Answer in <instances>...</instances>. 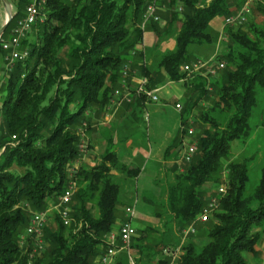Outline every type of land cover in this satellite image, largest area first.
<instances>
[{
    "label": "trees",
    "instance_id": "trees-1",
    "mask_svg": "<svg viewBox=\"0 0 264 264\" xmlns=\"http://www.w3.org/2000/svg\"><path fill=\"white\" fill-rule=\"evenodd\" d=\"M154 1L46 0L33 32L22 42L28 58L11 69L5 60L9 53L0 42L2 61L7 65L0 108V264H95L107 250L106 238L118 229L120 219L121 187L112 172L120 168L129 178L140 175V169L122 165L111 149L98 166L80 165L74 175L78 191L70 204V227L57 214L56 228H45L47 245L40 254H34L33 242L23 245L22 234L30 225L29 210L45 212L64 195L69 170L80 158V127L87 120L88 134L92 123L87 114H106L113 93L121 88L122 67L128 62L148 80V90L167 83L181 86L186 105L183 137L188 133L190 114L210 97L208 87L214 90L213 108L199 118L210 128L195 135L197 153L168 188L164 202L168 223L164 225L183 227L198 221L209 202L204 186L224 182L220 173L227 161L228 189L220 194L224 197L204 228L207 245L198 252L194 243H188L179 264H247L244 254L258 253L264 233V167L257 187L248 195L250 166L246 161L232 162L231 157L234 144L245 143L254 134L250 122L259 91L264 90V24L258 20L264 16V0L252 6V17L245 26L228 27L229 44L216 58L217 64L211 63L217 69L219 62L225 65L217 76L208 68L191 76L185 72L184 67L194 63L189 48L216 44L210 23L218 17L236 16L245 3L181 0L183 20L175 33V49L148 65L139 47L144 41L143 17ZM20 3L27 4L25 11L15 15L4 41L11 38L16 20L26 17L31 1ZM176 21L173 16L163 34L157 33L160 23H151L160 43L174 34ZM149 102L145 94L134 93L133 102L126 103L124 110L141 112ZM151 229L133 239L131 253L135 252L139 264L155 260L169 264L163 255L171 246L167 233L149 242ZM128 256L121 255L116 264H129Z\"/></svg>",
    "mask_w": 264,
    "mask_h": 264
},
{
    "label": "rangeland",
    "instance_id": "rangeland-1",
    "mask_svg": "<svg viewBox=\"0 0 264 264\" xmlns=\"http://www.w3.org/2000/svg\"><path fill=\"white\" fill-rule=\"evenodd\" d=\"M9 1L12 5L15 6L12 12L14 14V17L18 13L19 10L22 11V13H24L25 11L24 8L27 6L26 3H23V4L20 3L21 0H9ZM171 3H172V0H159L158 4L159 6L161 4V6L164 7L165 13H162V19H163L161 23L162 25L157 26L158 32L154 30L155 33L160 32L163 34L165 30L167 29V26L169 25L170 21H172L173 16H174V19L177 18L176 23L179 22L178 25H176L175 23L174 33L178 32L181 26V22L183 20L182 19L183 12L181 10L179 11L177 7L178 5H181L183 9V4H180L182 3L181 0H176L174 6H171ZM255 3L256 2H254L252 6ZM173 11H177V12L179 11V12L177 15H173ZM22 19L20 18V20ZM6 20H7V14L3 6V3L0 0V31L5 25ZM20 20L19 19L16 20L17 24ZM262 21L264 22V18L262 19ZM17 24L15 26H17ZM15 26H12L10 30V37H11V32L15 28ZM235 28L237 29L238 27H234V29ZM142 29L143 30L145 29V26H143V24H142ZM31 33L26 34L23 40L25 41V39H27ZM157 33H156V36H158ZM169 38L171 37L170 36L166 37L167 40ZM159 43L160 41H158V44ZM223 43H224V49H226V46L229 44V39L227 42H223ZM200 47L205 48L204 50H206V52L202 55V58H203L202 60H204L205 62L213 61L215 62V64H217L218 61H215L217 58V55H216L214 45H211V46L192 45L189 48V58L191 60L196 61L197 59L196 54L199 52ZM21 50L23 51V49ZM28 56H29V53H28ZM211 58L213 59L210 60ZM154 59H157V56ZM2 60L3 58L0 54V108H1L3 83L5 79L4 75L7 72L6 71L7 65H5V63ZM5 60H6V57H5ZM219 63H223V62H219ZM215 69L217 70V68ZM191 75L192 74H190V76ZM215 76H217V74ZM131 85H133V78L127 82L128 87H131ZM124 88H123V85H121V88L117 90L123 91ZM208 89H209L210 97H207L206 99L201 100L199 104H197V106L192 111V115L190 114L191 121L193 122L191 123L192 127L191 126L190 127L196 130L197 135L202 134L201 132L203 128H210L209 125H203L201 119H199L202 113L210 111L213 108V105L215 103L213 99L214 90L212 86L211 87L209 86ZM177 104L183 105V110L180 112V114L182 115V119L185 120L186 117L184 116L183 111L185 110L186 105L185 103L182 102V100L181 101L175 100L169 105L166 102H159L155 104L151 103L147 109L140 112L142 116V120L140 123V127L138 128V131L134 134L135 140L140 141L142 144H144V147L146 146V148H148L149 151L152 149V146L154 147L158 145L162 146L163 149H165L166 147L168 148V150L165 153V160L163 162L160 161L159 163V167L157 169L158 174L156 178L154 179L153 185L150 186L152 188H149L150 191L144 192L143 188L139 184V181H137V179H134V178H129V175L126 172H123L122 169L116 168L113 171L115 173V182L118 183L121 187L120 205H119L120 207H119V213H118V216L120 219L117 220L119 222L118 225H121L122 223L130 220V218H128L126 215V209L130 206L135 207L136 215L131 220H132L134 228H136L137 230V233L140 234L141 231H147L151 227L153 229V232L147 233L148 234L147 236L149 237L148 238L149 242H153V240L158 239V238L161 239L162 235L167 233L168 241L171 244V246L168 248L178 250L179 256H180L179 259L181 260V258L183 257L185 253L184 247L188 243H191V242L194 243L198 252H200L202 248L204 247V245L208 243L209 239L207 238V234L204 231V228H206L207 224L209 225L210 220L206 224L202 222L200 223V221L198 220L197 222L192 223L191 225H188V226L184 225L185 227L180 226L178 223L168 225L167 227L166 225H164L168 223L167 222L168 215L165 212L166 210L164 208V202L166 200L168 188L170 187V185H172L175 182L176 176L184 173V171L186 170V166H187L186 162L184 163L181 159L183 147H181L182 143L180 144V140L183 139L182 135L184 134L183 133L184 128L182 126L181 130L179 129L176 130V126L178 123L177 121L181 120L180 115L177 112L178 110L176 109ZM124 105L125 103L122 106L124 107ZM106 113H108V109L106 110ZM102 117H104V114H101V113L98 114L94 112L93 114L92 113L87 114V119L91 120V122L93 118H98V120H101ZM263 119H264V90H261L259 91V95H258V106L250 122L252 131L254 134L245 143L239 142V143L234 144V152L231 157L232 162L242 163L246 161L248 162L250 166V172H249L250 181L247 186L248 195L252 194L254 189L257 187L259 180H260L261 170L264 167V127L262 126ZM184 120H182V122ZM175 121H176V125H175ZM86 124H89L87 120L85 121L83 126L80 127V130L87 128ZM89 136L90 135L88 133L87 143L89 144V146H91V149L89 152L90 154L87 158L88 160L83 164V166L87 167L88 169H91V168L98 166L101 163L104 151L101 152V150L100 151L98 150L94 153H91V151L93 150V144ZM117 148L118 147L115 146L113 147L112 150L116 152L115 149ZM228 165H229L228 161L223 162V169L221 170V173H220L224 182H221L219 184H214V185L208 184L204 186V191L206 192L205 193L206 198H208L209 202L212 199L216 201L215 202L217 204L216 208H218V202L220 201V199L224 197L220 195L219 189L225 188V193L228 189L227 188V179L229 176V172L227 168ZM58 204H59V200L57 204L51 203L50 207L47 210L48 219L50 218V220L48 221L46 228H49L50 230L56 228V222L54 220L58 214L57 213ZM93 208H94V211H97L95 207ZM214 212L215 211H213V214ZM35 213L37 212L33 210H29V217L32 218V216ZM157 215H160V217H157ZM30 224H31V220H30ZM190 228H195L197 233L193 235L192 234L185 235V232H187ZM201 239L208 240V241L204 242L201 245H198V242ZM22 240H23V245L26 243L33 242L34 250H37L38 254L44 251L46 248L45 246L47 245L45 242L44 235L42 238L43 249L41 248L37 249V244H39L40 242H39V239L36 238V236H33V235L30 236L26 232H23ZM257 252L258 253L256 255L244 254V258H246L247 264H264V233H263V238L257 247ZM125 253L127 255V251L123 252L122 255L125 256ZM134 253L135 252L133 251L132 253H129L130 255L128 256V259L130 262L129 264H139L137 255H135ZM143 264H148V263L145 261V263ZM149 264H152V263H149ZM153 264H157V261L155 260Z\"/></svg>",
    "mask_w": 264,
    "mask_h": 264
},
{
    "label": "built area",
    "instance_id": "built-area-1",
    "mask_svg": "<svg viewBox=\"0 0 264 264\" xmlns=\"http://www.w3.org/2000/svg\"><path fill=\"white\" fill-rule=\"evenodd\" d=\"M46 0H31V3L26 8V17L22 20H20L15 26V28L11 32V38L9 41H4L1 39V44L3 47V50L8 54L6 57V61L8 62V68H12L14 64L18 61H22L27 59L28 52L21 50V44L24 36L31 32L33 26L37 23V21L41 18V10L43 6H45ZM159 6H158V0H155L153 3H151L144 14L143 17V26H145L147 23L150 22H157L161 23V17L159 15ZM252 14V10L249 3H245L243 7L240 9L238 14L236 16H233L231 18H228L226 20V25L230 27H242L245 26L249 18ZM210 63H203L201 61H198L196 63H193L191 65L185 66L184 71L188 72L189 74H196L202 72V70L208 68L209 73L216 75L218 72V69H223L224 64H219L218 69L216 70L214 66ZM132 69V62H128L122 67V85L124 90H116L115 93H113V97L111 98L110 104L108 106V114L110 115L112 112H117L120 107L125 103L130 104L133 102V96L134 93L137 94H145L149 101L152 103H158L159 102V96L158 92L159 89L155 90H148L147 83L148 80L144 77H141L139 85L134 90L131 89V87L127 86V82L129 79H132V75L134 74ZM135 77V76H133ZM176 109L181 112L183 110L182 104H177ZM192 121H190V126ZM189 126L187 130V134L183 137L182 140V146L183 152L181 155L182 161L186 164H189L192 162L194 155L198 151V144L196 140V130L191 128ZM87 130L83 129L79 132L80 137V157L85 156L86 154H89L90 148L89 144L87 143ZM80 159V158H79ZM79 160L76 163L75 167L70 169V183L68 185V188L66 189L63 196L59 198V204L57 206V213L60 216L61 220L63 221L64 225L66 227H70L72 224V208L71 203L73 200V196L78 191V183L74 177L76 174L78 168H79ZM220 194L225 193V188L219 189ZM213 199L210 200L209 204L203 209L202 213L200 214V218L198 220L202 223H207L212 214L213 211L216 209L217 204L215 203ZM126 215L130 220L127 222L122 223L119 225L118 229L108 234L106 238V243L108 245L107 250L100 256L99 262L101 264H114V259L118 255L120 251H127V253H131V245L133 242V239L138 236L136 228H134L132 223V218L136 215L135 207H128L126 209ZM48 212H42V213H35L31 218V224L27 230L28 235L36 236V238L39 239V244H37V249L41 248L42 246V238L44 235V230L47 227L48 221ZM196 233L195 228H190L187 232H185V235H193ZM121 243L122 246L118 247V243ZM34 254L38 253L37 250L33 251ZM33 256V255H32ZM164 257L169 259L170 264H179L178 259L180 258L178 250H174L172 248H166L164 250ZM180 260V259H179Z\"/></svg>",
    "mask_w": 264,
    "mask_h": 264
},
{
    "label": "crops",
    "instance_id": "crops-1",
    "mask_svg": "<svg viewBox=\"0 0 264 264\" xmlns=\"http://www.w3.org/2000/svg\"><path fill=\"white\" fill-rule=\"evenodd\" d=\"M241 1H243L244 3H249L250 7L252 8V4L257 0H241ZM12 7L14 10L15 6L12 5ZM177 8L179 11L182 10L181 5H178ZM158 12L161 17V23H162L163 21L162 13H165V10L164 7L161 6V4L159 6ZM251 17L252 15L250 16V18ZM263 18L264 17L262 15L258 17L259 22L262 24H264V22L262 21ZM151 23L152 22L147 23L145 25L144 31L146 33L144 32L143 45L139 47V50L144 51V53L146 54L145 63L148 65H151L155 62L156 59L154 58L156 56L168 51H172L175 49L176 46L175 33L172 36H170L171 38L162 41L158 46V41H160V38L156 36L154 29L151 28ZM161 23L160 26L162 25ZM178 24L179 22L176 23V25ZM228 27L230 26L226 25V20L219 17L215 18L210 23V28L213 31L214 35L217 37L216 44H213L215 46L217 57L221 56L223 52H225L226 50L224 49L223 42H227L229 39L227 36ZM204 49L205 48L200 47L199 52L196 54V58H197L196 61L193 60L192 62L194 63L198 61H201L203 63L212 62V61L205 62L204 60H202L203 59L202 55L206 52V50ZM212 59L213 58H211L210 60ZM133 72H134L133 75L135 77H133V85H131L132 90L137 88V85H139L138 83L140 82V78H139L140 72L137 71V69L135 70L133 69ZM158 96H159V102H166L169 105L175 100L181 101L184 98V91L181 89V86L179 84L167 83L163 87L159 88ZM151 103L152 102L147 103L144 106L143 110L147 109ZM124 108L125 107L123 106L120 107V109L117 112L115 113L112 112L110 113L109 116H107L108 113H106L104 117L101 118V120H98V118L92 119L91 122L92 129L89 133L90 135L89 137L91 138L93 144V150L91 151V153H94L98 150L99 151L101 150V152L104 151L105 153L107 150L110 149L112 150L113 147L115 146L118 147L117 149H115L116 150L115 153L117 154L120 163L124 166H127L130 169H140V175L137 178V181H139V184L143 188L144 192L150 191L149 188H152L150 186L153 185L154 179L158 174L157 169L159 167V163L160 161L163 162L165 160V153L168 150V148L166 147L165 149H163L162 146L158 145L154 147L152 146V149L149 151L148 148H146V146L144 147V144H142L140 141H136L134 134L138 131V128L140 127L142 116L140 114V111H136V112L132 110L126 111L124 110ZM177 112L180 115L181 120L177 121L178 123L176 126V130L177 129L181 130L183 126L182 120L184 119H182V115L180 114V112L179 111ZM175 125H176V121H175ZM89 154L80 157L78 163L79 166L80 165L83 166V164L88 160L87 158ZM112 174L115 176L114 171L112 172ZM206 241L208 240L201 239L198 242V245H201ZM121 245L122 244L119 242L118 247H121ZM123 252L124 251H120L118 255L115 257L114 264H116V262L118 261V259L120 258ZM127 254L129 255V253ZM95 264H101L99 262V259H97Z\"/></svg>",
    "mask_w": 264,
    "mask_h": 264
},
{
    "label": "water",
    "instance_id": "water-1",
    "mask_svg": "<svg viewBox=\"0 0 264 264\" xmlns=\"http://www.w3.org/2000/svg\"><path fill=\"white\" fill-rule=\"evenodd\" d=\"M1 1L3 3V6H4L6 14H7V20H6L5 25L3 26V28L0 31V41L3 37V35L5 34L8 26L11 24L12 20L14 19V14L12 13L13 7H12V4L10 3V1L9 0H1Z\"/></svg>",
    "mask_w": 264,
    "mask_h": 264
}]
</instances>
